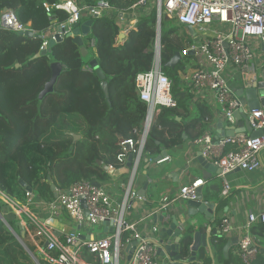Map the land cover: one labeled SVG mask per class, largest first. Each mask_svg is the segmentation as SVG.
Returning a JSON list of instances; mask_svg holds the SVG:
<instances>
[{
    "label": "trees",
    "instance_id": "16d2710c",
    "mask_svg": "<svg viewBox=\"0 0 264 264\" xmlns=\"http://www.w3.org/2000/svg\"><path fill=\"white\" fill-rule=\"evenodd\" d=\"M59 1L0 0V11L6 7L13 10L23 24L36 34H44L51 29L44 4ZM78 1L93 6L98 0ZM107 1L125 12L138 0ZM55 13L58 23L69 16L63 10L56 9ZM156 19L155 8L143 13L120 41L122 30L114 14L83 17V21H91L90 35L84 39L89 51L86 56L73 37H66L51 48L49 55L35 58L41 52L44 38L0 31V190L26 203L27 190L20 182L24 180L33 189L35 201L49 202L55 198L53 185L67 188L82 180L110 178L109 170L99 161L119 167V141L138 138L137 131L142 130L146 119L148 107L139 97L135 80L153 66ZM171 23L166 19L162 22L161 60L162 68L173 80L172 92L178 103L176 108L160 107L145 144V156L149 159L156 158L162 147L170 149L181 144L189 128L200 125L193 138L201 136L206 128L202 120L209 116V108L195 101L189 82L180 74L188 71V65L196 67L197 58L187 54L176 67L167 65L177 52H183L195 41L189 31L179 33V26ZM92 38L96 41L95 49L88 47ZM91 59H96L105 73L108 97L95 71L83 70ZM54 63L60 64L55 80ZM5 84L9 87L3 91ZM177 116L182 120L178 121ZM69 132L81 138L75 140ZM209 189L207 199H219L220 182L213 180ZM0 214V264H50L39 256L19 217L2 198ZM252 233L261 250L251 264H264V223L255 224ZM192 240V229H185L181 258L190 252ZM216 245L220 261L226 262L222 245ZM198 260L212 263V257L204 249L199 251ZM234 264L246 263L235 258Z\"/></svg>",
    "mask_w": 264,
    "mask_h": 264
},
{
    "label": "built area",
    "instance_id": "2783aa9c",
    "mask_svg": "<svg viewBox=\"0 0 264 264\" xmlns=\"http://www.w3.org/2000/svg\"><path fill=\"white\" fill-rule=\"evenodd\" d=\"M44 5L51 29L42 34L44 40L41 51L50 48L56 34L75 36L76 29L81 28L83 17L114 14L126 35L143 13L155 8L157 37L153 66L148 72L137 75L135 80L139 97L147 104V115L142 130L137 131L138 138H123L119 141L118 165L125 167L129 163L131 174L122 201H115L109 185H95L93 181L82 180L67 188L56 187L53 200L40 202L41 209L46 213L60 216L66 212L79 227L94 228L109 223L104 236L93 237V233H89L85 237L76 230L61 239L54 228L42 222L32 210L36 203L33 192L27 191L26 203L15 200L2 190L0 198L12 207L24 232H28L30 241L36 244L39 256L50 264H122V261L123 264H163L158 257L159 239L156 232L159 227L155 225L151 232L146 233L142 231L139 221H132L128 217L135 200H146L135 191L134 179L145 156V144L151 127L160 107L176 108L178 103L172 92L173 80L162 68V22L170 20L177 24L175 26L183 28L191 25L195 30L196 41L181 53L184 56L195 52L200 63L185 73L180 72L181 77L189 82L194 99L209 105L219 104L221 115L233 127H238L239 120L235 114L242 110L248 114L254 131L264 130V107L249 112L246 102L231 85L238 73L247 75L259 68L264 82V62L256 61L258 46L261 45L264 50V0H138L125 12L118 11L107 0H98L93 6L81 4L78 0H61ZM56 9L68 13L66 21L58 23ZM1 30L21 32L31 29L20 21L13 10L7 9L0 13ZM79 34L85 39L90 35V29L87 33L81 29ZM88 47L96 48L95 39L89 40ZM83 70L95 71L90 62L85 64ZM194 145L199 155L220 169L223 195L231 191L228 179L231 172L256 171L262 167L264 134L253 137L246 132H237L231 136L214 138L208 129L195 139ZM168 159L164 157L157 162ZM206 183V178L194 177L180 187L176 197L164 196L156 211H167L176 201L198 200L200 189ZM170 218V215L166 216L165 221ZM257 223H264V211L249 212L244 223H235L228 216L220 222L221 237L230 239L237 236L239 255L246 264H251L261 250L252 233V227ZM37 237L43 238L44 245L38 242ZM126 247L128 258L123 256ZM87 257H91V260Z\"/></svg>",
    "mask_w": 264,
    "mask_h": 264
},
{
    "label": "crops",
    "instance_id": "0c3cea01",
    "mask_svg": "<svg viewBox=\"0 0 264 264\" xmlns=\"http://www.w3.org/2000/svg\"><path fill=\"white\" fill-rule=\"evenodd\" d=\"M3 10L0 11V13ZM86 21H83L81 28L83 32H88L89 25L85 24ZM185 29V28H184ZM186 30V29H185ZM195 35V34H194ZM192 35L193 39L196 41V35ZM257 58L258 63L264 62V50L261 45L257 49ZM194 55L197 58V64L200 63L199 56L194 52ZM184 57V56H183ZM183 59V58H182ZM262 76L260 68L255 70V73L251 74H241L238 73L236 78L231 81L232 88L237 93L238 90L246 86V82H255L262 81ZM8 85H3V91H6ZM242 98V97H241ZM197 101V100H195ZM247 104V100H244ZM209 108V116L202 120V123L206 125L204 132L208 129L211 130L214 138L224 136V132L231 130H237L240 127L238 122V127H233L228 123L220 113L219 104L215 103L214 105H209L205 101H201ZM195 113V111H192ZM178 121L182 120V117L177 116ZM220 124H222L220 126ZM200 128L198 125L196 128H189L188 133L183 134V142L173 148L166 149L162 147V151L159 154L164 157H169L167 161L157 162L155 159H149L150 161L146 162L147 158L144 156L139 172L134 179V189L137 192L138 196H143L146 198L145 201L135 200L134 207L128 217L132 221H139L142 231L149 233L152 228L157 225L159 230L156 232V236L159 240L164 239L166 242H172L173 244L179 247L177 254L180 255L181 252V237L176 233V229H171L172 217L181 215V212L186 213L188 210L187 201H176L171 204L169 210L167 211H156L164 196L168 195L170 198L176 197L179 192L180 187L183 184L188 183L194 177L200 176L207 179L206 185L202 188V195L204 202H212L215 204L213 208V216L209 217V214H200L201 222L193 226V230L196 228L203 232L207 231L208 226H211L212 231H215L216 234L212 237L214 240L213 243V253L215 264H234V259L241 258L239 255V246L238 243L233 244L231 248L227 251L224 250L227 238L221 237L220 221L223 217L228 216L235 223H244L247 219V214L251 211H264V152L261 155L262 167L256 171H245V170H236L231 172L228 175V179L231 184V191L223 195L222 191L219 195V199L208 200L206 195L211 192L209 189L210 184L213 180L219 181L221 188L223 189V183L219 177L218 172H210L206 170L202 164L198 161L199 152L198 148L194 145L195 139L193 138L196 135V131ZM203 132V134H204ZM249 133L247 131H242ZM68 134H71L70 132ZM202 134V135H203ZM251 134V133H249ZM201 135V136H202ZM81 136V135H80ZM163 149L167 150V154H163ZM158 155V156H159ZM191 159V162L189 160ZM129 163L125 167H117L113 169L110 173V178L106 181H99L101 184H107L110 186L113 193L115 201H122L125 195V189L128 185L130 178V167ZM55 192V191H54ZM223 200V207L219 209V202ZM40 202L36 201L33 205L32 210L39 215V218L45 224L52 226L55 230L57 236L61 239H64L66 235L78 231L82 233L83 236L88 237L89 233L100 237L106 234L105 226H95L90 228L88 226H76L70 216L63 212L60 216L50 215L41 209ZM171 216L168 221H165L166 216ZM165 216L164 220L163 217ZM145 218V219H143ZM190 222V221H189ZM194 222V218H191V223ZM183 226L182 233L186 229L184 223H181ZM99 229V231H95ZM108 231V230H107ZM235 237V236H234ZM40 244L44 241L43 238H38ZM222 245V252L225 258L228 260L220 261V251L219 247L216 244ZM33 244H35L33 242ZM36 245V244H35ZM202 249V248H201ZM123 256L128 258V248L126 247ZM190 256V252L181 258L183 261ZM159 260L163 264H176L179 260L170 259L168 256L158 255ZM224 258V260H225ZM180 260V264H181ZM182 261V262H183ZM212 264V263H211Z\"/></svg>",
    "mask_w": 264,
    "mask_h": 264
},
{
    "label": "water",
    "instance_id": "95a60500",
    "mask_svg": "<svg viewBox=\"0 0 264 264\" xmlns=\"http://www.w3.org/2000/svg\"><path fill=\"white\" fill-rule=\"evenodd\" d=\"M8 8H4L3 11H6ZM86 25H90L91 21H86ZM82 28H78L75 31V36H73V39L77 44L80 46L82 52L86 56L88 54V48L85 46L84 38L79 34L81 32ZM187 31H189L192 35L195 34V30L191 25H187L185 28ZM160 31L161 28H160ZM159 32V30H158ZM22 35L25 36H38L43 38L42 34H36L33 30H26L19 32ZM84 33V32H83ZM87 33V32H86ZM66 37H72L71 34H68L66 36L56 34V39L51 41V46L48 50H42L40 53H38L35 58L41 57V56H47L51 52V48L55 46L57 43L62 42ZM125 37V34L123 32L120 33L119 40L121 41ZM192 51L190 54H193ZM183 58L182 53L179 51L175 54V56L170 60V62L167 64L171 67H176ZM90 65L95 69V73L100 78L101 85L105 91L106 96H109V82L106 80V76L102 68L99 66V63L96 59L90 60ZM53 80H55L59 74L60 71V64L54 63L53 64ZM237 95L239 97H242L243 100H247V106L249 112H251L254 109H260L264 107V82L262 81H255V82H246V86L240 90L237 91ZM237 120H239L240 127L237 130H231L228 132H224V136H231L234 135L237 132L247 131L251 133L253 137L260 136L264 134V130H258L254 131L252 129V126L250 125L248 114L244 113V111L240 110L236 112L235 114ZM222 124H220L221 126ZM71 135L74 137L75 140L80 139L81 136L78 134L71 133ZM163 154H167V150L163 149ZM162 158V156H157L154 158V161H159ZM131 160V157L130 159ZM146 162L149 161L148 158L145 159ZM198 161L202 164V166L210 171V172H218L220 173V169L217 168L215 165L209 163L206 161L201 155L199 156ZM100 165H103L105 170H109L110 172L113 171V168H110L107 165H104L102 161H99ZM130 165V164H129ZM205 177V176H204ZM21 184L26 188L27 191L33 192V189L30 186H27L26 182L24 180H20ZM95 185H101V183L98 180L93 181ZM53 190L55 191L56 186H52ZM202 188L200 189V196L198 200H189L187 201V207L188 210L186 213L181 212V215L173 216L172 217V225L170 231L173 229H176V235L178 234L181 238L183 237L182 230L184 229L181 223H184V227L191 228L192 229V244L190 245V256L187 257L184 261L181 260V256L177 254L176 250L178 251L179 247L172 242H166L164 239L159 240L158 242V255L160 256H168L170 259L179 260L176 264H203V262L198 260V253L202 249H204L207 253L210 254V256L214 259V253H213V236L216 234L215 231H212L211 226H208L207 231L203 232L199 230V228L196 230H193V226L196 224H199L201 222L200 214H209V217L213 216V208L215 206L212 202H204L203 195H202ZM0 217L2 215L0 214ZM194 218V222L191 223V218ZM190 221V222H189ZM109 223L105 226V231L108 230ZM113 228L110 229L112 231ZM185 231V230H184ZM24 232L22 236H24ZM23 241V239L21 238ZM238 242L237 236L232 237L228 240H226V244L224 246V250L227 251L233 244H236ZM183 261V262H182ZM212 264H215V260H213Z\"/></svg>",
    "mask_w": 264,
    "mask_h": 264
},
{
    "label": "rangeland",
    "instance_id": "374dc122",
    "mask_svg": "<svg viewBox=\"0 0 264 264\" xmlns=\"http://www.w3.org/2000/svg\"><path fill=\"white\" fill-rule=\"evenodd\" d=\"M171 22H172V21H171ZM171 24H172V25H177V24L174 23V22H172ZM174 28H177V27L174 26ZM177 30L179 31V33H182V32H184L185 29H184L183 27L180 26L179 29L177 28ZM190 66H191V65H188L187 70L190 69ZM95 231H99V229H96ZM123 263H124V262L122 261V264H123Z\"/></svg>",
    "mask_w": 264,
    "mask_h": 264
}]
</instances>
